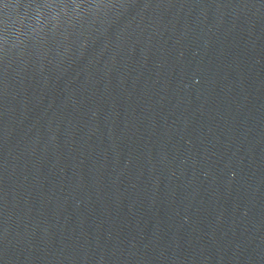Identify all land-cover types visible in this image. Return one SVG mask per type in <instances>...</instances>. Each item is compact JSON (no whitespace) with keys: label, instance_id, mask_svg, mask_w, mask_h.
<instances>
[{"label":"water","instance_id":"1","mask_svg":"<svg viewBox=\"0 0 264 264\" xmlns=\"http://www.w3.org/2000/svg\"><path fill=\"white\" fill-rule=\"evenodd\" d=\"M0 264H264V0H0Z\"/></svg>","mask_w":264,"mask_h":264}]
</instances>
